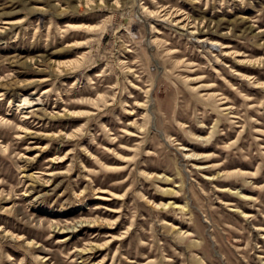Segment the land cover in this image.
Listing matches in <instances>:
<instances>
[{
	"label": "rangeland",
	"instance_id": "obj_1",
	"mask_svg": "<svg viewBox=\"0 0 264 264\" xmlns=\"http://www.w3.org/2000/svg\"><path fill=\"white\" fill-rule=\"evenodd\" d=\"M0 264H264V0H0Z\"/></svg>",
	"mask_w": 264,
	"mask_h": 264
},
{
	"label": "bare ground",
	"instance_id": "obj_2",
	"mask_svg": "<svg viewBox=\"0 0 264 264\" xmlns=\"http://www.w3.org/2000/svg\"><path fill=\"white\" fill-rule=\"evenodd\" d=\"M80 224H81V222H80ZM80 224H77L76 226H79ZM74 229V228H73Z\"/></svg>",
	"mask_w": 264,
	"mask_h": 264
}]
</instances>
